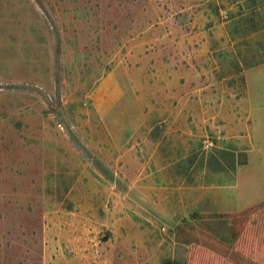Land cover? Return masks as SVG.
<instances>
[{"label":"rangeland","instance_id":"374dc122","mask_svg":"<svg viewBox=\"0 0 264 264\" xmlns=\"http://www.w3.org/2000/svg\"><path fill=\"white\" fill-rule=\"evenodd\" d=\"M0 264H264V0H0Z\"/></svg>","mask_w":264,"mask_h":264}]
</instances>
